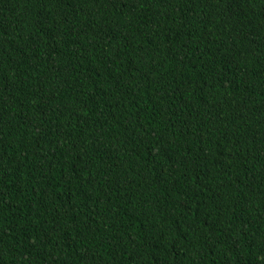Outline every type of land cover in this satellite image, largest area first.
Returning a JSON list of instances; mask_svg holds the SVG:
<instances>
[{"label": "trees", "instance_id": "trees-1", "mask_svg": "<svg viewBox=\"0 0 264 264\" xmlns=\"http://www.w3.org/2000/svg\"><path fill=\"white\" fill-rule=\"evenodd\" d=\"M0 264H264V0H0Z\"/></svg>", "mask_w": 264, "mask_h": 264}]
</instances>
